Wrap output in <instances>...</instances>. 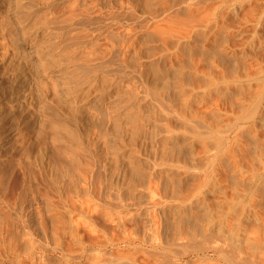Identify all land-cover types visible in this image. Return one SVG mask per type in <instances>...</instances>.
I'll return each instance as SVG.
<instances>
[{
	"label": "rangeland",
	"instance_id": "obj_1",
	"mask_svg": "<svg viewBox=\"0 0 264 264\" xmlns=\"http://www.w3.org/2000/svg\"><path fill=\"white\" fill-rule=\"evenodd\" d=\"M195 3L208 5L211 12L206 14L209 15H213L216 12L214 8L218 7L223 17L218 22L228 24V30L236 34L229 42H224L230 55L225 56L229 61L227 66H221L226 68L225 71L232 73L235 68V74L236 71H239L237 74H244L245 70L248 74H254L256 69L264 70V0H170V9L166 13H162L158 7L157 11L150 10L145 0H0V19H4L0 23V183L3 182L0 197L9 200L13 206L14 203L19 206L18 201L22 199L29 181L34 185L38 201L37 205L32 204L31 211L35 230L26 232L32 230L33 237L38 235L37 238L42 242L51 237V219H45L48 230L45 228L44 232L38 225L39 210L35 211L36 207H40L41 214L46 216L45 207L49 201L50 204L69 209L66 211L73 225L89 247L99 245V242L100 245L102 242L120 243L128 232L146 240V249L152 248L151 242L161 243L162 246L165 242H173L178 230L176 228H179L180 218L174 212L178 202L192 207L190 212L194 214L197 210L198 214L194 215L190 214L189 208L186 209L192 227L203 220L201 225L204 226L211 218L213 225L216 223L222 233L228 235L231 232L228 238L232 237L233 232L236 239L240 236L238 240L243 247L239 249L243 251L250 250L242 242L246 236L247 239L249 236L253 239L264 233V189L261 192V187H264L263 157H257V161L253 157L251 165L256 168L251 167V170L245 167L248 164L242 163L248 176L245 187L241 185L233 188L227 181L223 185L224 176H221V186L226 187L224 192L220 193L221 189H217L221 186L216 184L217 188H211L216 193L208 194L213 196H209L208 200L211 205L214 203L211 207L214 206L213 210L216 211L212 213L215 215L208 213L210 215L207 217V211L199 207L196 197L201 195L200 191H194L186 200L180 201L171 194L173 186L169 168L171 170L173 165L171 162L168 164L170 160L162 154L163 150L168 149L165 137L172 132L171 109L163 98L170 92L168 87L171 82L170 63L165 59L167 54L174 56L178 53L184 62V45L191 41L188 40L190 37H193L192 42L196 38L194 44L201 47L200 30L196 32L195 27L213 19H187L186 8ZM16 5L19 6L17 13L14 12ZM7 7L11 9L7 11ZM82 19H92V22ZM112 19H123L124 23L119 27ZM165 36L170 41L168 46L162 44ZM3 44L5 49L2 50ZM231 50L235 54L233 58ZM153 62L159 66V70L151 69ZM230 72L231 76L226 72L224 75L234 77ZM263 75L256 76L259 80L254 79L249 82L250 85L246 84L248 87L245 86L248 95L252 96L250 104L245 106V116L251 115L249 112H257L258 108L253 107L258 105V101L254 103L258 98H263L261 107L264 106ZM236 92L239 93V90L236 89ZM210 119L215 122L211 116ZM245 136L248 137L244 133ZM261 147L264 154L262 144ZM214 152L218 156L222 150ZM220 157H212L213 162L217 163L215 165H222V169L219 166L220 171L223 167L229 169V160ZM202 170L201 173L205 170L204 174H209L212 163H207ZM250 173H258L259 176L256 178L257 175L254 177ZM221 199L227 200L226 203L221 204ZM233 202H237L234 207ZM216 203L221 205L217 206ZM230 204H233L232 207ZM233 209L236 212L230 211ZM129 213L134 214L135 218ZM203 215L208 219L205 220ZM122 224L125 226L122 227ZM18 229L19 240L33 239L24 229ZM117 229L118 235L112 237ZM121 230L124 233H120ZM163 230L168 233L167 236L170 235L168 238ZM141 233H144L143 236ZM152 233L156 236H150ZM172 235L175 238L170 240ZM220 235L216 236L217 242L221 245L226 243L223 246L228 243L225 250L228 247H232L230 250H239L234 249L233 245L229 246L232 243L230 238ZM145 236L149 241L156 237L157 241L152 239L148 243ZM117 237L119 242H116ZM109 238H113L112 241ZM167 239L170 241L167 242ZM65 241H68V237ZM181 241L176 240L179 247L182 246ZM176 242L174 240L170 246L165 243V247L172 245L173 249ZM117 246H107L101 254L117 256L121 249L116 252ZM178 250L174 249L179 253ZM188 250H184L185 253ZM122 251H125L124 248ZM190 251L189 255L186 253L188 256L182 264L185 261L188 264H207L209 257V264H228L221 255H209L206 258L208 262H201L204 256L200 258ZM232 252L228 255L234 258ZM143 254L137 255L138 261L144 264L152 262ZM57 256L56 253H47L50 262L56 260ZM197 257L201 260L194 259ZM243 258L237 256L233 261L235 264H244L251 260L245 255ZM29 262V259L23 260V264ZM59 264L64 263L60 260ZM70 264H86V261L73 259Z\"/></svg>",
	"mask_w": 264,
	"mask_h": 264
},
{
	"label": "bare ground",
	"instance_id": "obj_2",
	"mask_svg": "<svg viewBox=\"0 0 264 264\" xmlns=\"http://www.w3.org/2000/svg\"><path fill=\"white\" fill-rule=\"evenodd\" d=\"M169 1L170 0H145V4L149 8H151L150 10L157 11V7H158L162 13H166L170 9ZM195 4L196 5H189V7L186 8L187 14H188L187 19H213V21L208 20L203 25L199 24L195 27L196 32L200 30V33L199 32L198 33L201 36L202 44H201V47L199 45L194 44L196 38L192 42L193 37H190L188 40H191V41H187V44L184 45L185 46L184 53L186 55V58H185L186 60L184 62H183L184 58H180L178 56V53L174 54V56L171 54L169 56H167L168 54L166 55L165 60L166 61L167 59L169 60L170 67H171V68L168 67L171 70V82H170L169 87L167 86L170 92L167 94L168 96L166 95V97L163 95V98H165L166 100L165 104L168 103V107H170L171 109V113H172V115H170L171 122L169 120L168 121L171 123L170 127L172 129V132H169L168 137L166 135L167 138L165 137L168 149L167 151L162 149L163 150L162 154L164 155V157H167L170 160L168 161L167 159L168 164L169 162H171V164L173 165L171 170L169 168L170 173L168 172L169 176L171 177L170 178L172 182L171 186H173L171 188L172 190L171 194L173 195V198L178 201H180V199L186 200V198L190 197L194 191H200L201 195L198 194L199 196L197 197L195 196L197 200H199L198 201V205L200 204L199 207L202 208L204 211H207V214L208 213L213 214L212 212L216 211V210H213L214 206L213 208L211 207L212 205H214V203H212L211 205V202L210 200H208L209 199L208 197L211 196L212 193L215 192V190L214 192H212L211 190V188L212 189H215V187L217 188L215 184L218 185L219 187L222 185L220 183L221 181L220 178H222L221 176H224L223 177L224 180L222 181V183L224 181H227V183L229 182V184H231L233 188H237L236 186H241V185L243 187L244 184L246 183L245 181L248 179L247 172L243 170L245 163L249 165V166L246 165L245 167H250V170H251V167H253V165H251L253 157L256 158V161H257V157L264 158V156H262L263 152L261 150L262 149L261 144L264 147V106L261 107V104H262L261 101L263 100V98L259 99L257 97L259 100L256 98L257 99L256 102L254 101V103H257L258 101V105H254V107L252 106L253 109H255V107L258 108L257 112H253V114L249 112V114L251 115H247V116L243 115V112L246 110L245 106L250 104V101H251L250 99L252 97V96L251 97L249 96L250 95L248 93L249 91H247V89L245 90V86L246 84L250 85L249 82H253L254 79H258L256 78V76L262 77L261 74H264V70L261 69L258 71L255 68L256 71L254 69L255 71L254 74H250V73L248 74L247 70H245L244 74L242 72H241L242 74L241 73L237 74L239 71H236L237 73L235 74L233 73L235 71V68H234V71L232 69L233 71L232 76L234 77L229 78L228 76H231L229 75L230 71L229 72L225 71L226 68L224 69L221 67V66L225 67V65L227 66V63H229V61L226 60L225 58V56L228 55L229 53L227 52L228 49L225 48L224 42L226 41L229 42L233 37L236 36V34L228 30L227 28L228 24L224 25V23L221 24V22L220 23L218 22V19L223 18L218 7L214 8L216 12L213 15L212 14L209 15V14H206V13L211 12L210 9L208 8V5H206L205 3H202V4L195 3ZM16 7L14 8L15 13L19 12L18 11L19 6L16 5ZM10 9H11L10 7H7L6 10L9 11ZM3 20H4L3 18L0 19V23ZM82 20H85L86 22H92V19H82ZM112 21H114V24L119 27L122 26V24L124 23L123 19H112ZM18 22L21 23V20L19 18H18ZM169 43L170 41L168 37L165 36L162 44H166L168 46ZM4 47L5 45L3 44L2 50L5 49ZM225 50L227 54L225 53ZM234 56H235L234 51H232L231 58H233ZM151 66H152L151 69L152 68L153 69L155 68L156 70L160 69L159 66H157L154 62L152 63ZM224 72H226L228 76L224 75L225 74ZM49 77L51 78V76ZM234 80L237 83L235 82L234 84L233 83ZM235 88L239 90V93L236 92ZM165 89L167 90L166 86H165ZM252 95H255V94H252ZM215 96H218V98H216ZM160 98L162 99V96ZM219 106H221L222 109H220ZM249 109H251V111L253 110L250 107ZM208 115L209 117L211 116V118H214L215 122H213L214 121L213 119H212L213 121L211 119L209 120ZM244 133L248 137L245 136L244 138ZM259 146L261 148H259ZM217 149L222 150L221 152L222 155L220 153V155L217 156V152H214ZM220 156H223V158H225L223 160H226V161L229 160L228 161L229 164L231 163L229 169H227L228 167L226 168L225 166L226 169H224L223 167V170L220 171L219 168L222 165L220 164L221 165V166L219 165L220 167L218 165H215L217 163L215 161H214L215 163L213 162L212 157L214 158V157H220ZM209 158H211L212 160ZM220 159L222 158L220 157ZM218 161H219V158H218ZM162 162H161L162 164H165L164 161ZM210 162L212 163V171H210L209 174L207 172L206 174H204L206 169L209 168L210 170V167H207L204 170V173H201L200 171L205 167V165H207V163H210ZM219 163L221 162L219 161ZM261 163L264 164L263 160ZM226 164L227 162H225V165ZM166 165H167V162H166ZM253 168H256V167H253ZM209 170L207 171L209 172ZM244 172H246L245 176H247V178L243 176ZM250 175H253L254 177L257 175L256 178H258L259 176L258 173L256 175L250 173ZM132 176L133 175H131V177ZM137 176L139 177V175ZM229 179L231 180L229 181ZM185 183H188V185L186 184L187 186H184ZM227 183L226 185L228 187ZM224 184L225 183H223V185ZM0 186L1 187L3 186L2 181L0 183ZM222 186L217 189V190L221 189L219 191L220 193H223L224 189H226V187L223 188ZM65 187L66 186H64V188ZM58 188L60 189V187H58L57 185V189ZM263 189L264 187L262 186L261 192ZM58 192L60 193V191ZM210 193L211 195H208ZM36 197H37V190L35 189L34 185L30 181H29V186L26 188L22 199H20L21 201L19 199H18L19 201L16 200V202L18 201L20 203V205L17 203L19 206H16V203H14L15 205L13 206L11 205L12 203H10L9 200L3 197H0V264H6V263L7 264H23L24 259H29L30 264H59L60 260L64 264H70V260H73V259H83L86 261V264H144L142 263L143 261L141 262L140 260L139 261L137 260V255L140 253L142 254L144 253L143 255L146 254L147 258L149 257L148 259L152 260V262L150 261L152 264H182L184 259L189 255L190 249H192L190 252L196 253L195 254L196 256L199 255V257L200 256L205 257V259H203L204 257H202V260L200 259L201 257L194 258L197 260H201V262H203L204 260L207 261L209 259V263H211L210 262L211 257L206 259L207 256L216 255L219 257L221 255V258H223L224 261H226L228 264H233L234 258L239 256V258L244 260L243 257L245 255V258H248L249 260L250 259L251 260L248 261L247 259L246 261L248 262L243 261L244 264H249V262H251V264H264V233H262L260 237H254L253 239H251L250 236H249V239H247L248 236H246L247 237V238L245 237L246 242H245V238L244 240L242 239L243 240L242 242L245 243L244 245L246 246L247 244L249 247L248 249L251 250V252H249L250 250L243 251L239 249L240 246L243 247L242 245H240L241 243H239L240 241L238 240L240 236L239 237L237 236V239H236L235 238L236 235H234L233 230H231L233 234H231L232 237H229V238H230V241L232 240L231 241L232 243L229 242L231 243L229 246L233 245V247H235L234 249H239V250L238 251L233 250V249L230 250L232 247L231 248L228 247L226 250L228 251L230 250V251L227 252L225 250V247L228 245V243L226 246H223L226 243H222V241L219 240L222 243L221 245L219 242H217L218 241L217 235L222 234L224 235V238H225V235L227 233L226 234L222 233L223 232L222 229L221 230L219 228L217 229L218 226L216 225V223L214 224L216 226H214L212 222L213 220L211 218H209L210 220L208 218H205L204 215H203L204 219L205 220L208 219L207 224L205 223L206 225L203 224L204 226H202L201 223L204 220L201 222L199 219V221L201 222L199 225H201L202 227H197L199 225L197 226L194 225V227H192L193 226L191 225L192 222L190 223L189 221L190 219L189 216L190 214L193 213L192 211L190 212V210H192V207L191 208L186 207V205L182 204L183 202H178L179 203L178 205L174 203L175 205H177L176 207H174V212L180 218V220H179V226H178L179 228H176L178 229L176 230L177 231L175 234L176 236L174 235L176 239H173V242L171 243H174V240L175 242L176 240L177 241L182 240L181 243L180 242L179 243L180 245L184 247L182 246L179 247L178 243L176 242L177 244L176 247L173 245L174 248L172 249L171 248L172 245L171 247H167L168 245L170 246L171 243L168 244L165 242L166 244H168L165 247L166 245L165 243H164V246H162L163 244L161 245V243L159 244V243L151 242V240L155 239L156 237H152V239L149 241L147 237L145 236L144 239H147L149 241L148 243L151 242L150 244L152 246L151 249L150 248L146 249L145 246H148L145 242L146 240L143 241L141 236L138 235V238H137V235L134 236L130 232L125 233V235L123 234L124 239H122L121 237L122 240L120 239L121 240L120 243H116V242H119V237H117L118 241L115 242L116 244H114V242H112L111 244L108 242L110 245L107 242H106L107 244L106 243L103 244V242L101 241L102 245H100V242H99V245L95 244L94 246L89 247L81 239L80 235L77 232L76 227L73 225L70 219L69 212L66 211L69 209L67 208L65 209L64 207H60L59 205H56V204H50L49 201H47L46 207H45V211L48 214V216L46 213H45L46 216L43 215V213L41 214L40 207L35 208V211H37V209L39 210L37 212V214L39 215V219H40L38 220L40 221L38 225L42 228L44 232H46V229H47L46 228L47 226L44 222L45 219L50 218L52 221L51 222L52 224L50 223V225L52 226H49V227H52L51 232L53 233L50 238L47 237V240L45 242H42L39 238H37L38 235H36V237H33L34 232L32 230L29 232H26V230H30V229L35 230V228L33 227L34 219L32 217L31 211L33 209L32 204L37 205L38 203ZM198 197H200V199H198ZM223 200L221 199V201ZM221 201L217 200V202H221ZM226 201L221 202V204L224 202L226 203ZM236 203L233 202V204H235V205L232 204L233 207L237 205ZM216 204L218 206L220 203H216ZM186 209L189 210L190 214H188L189 212H187ZM217 210L219 212V207ZM235 210H237V208ZM235 210L233 209L230 211L236 212ZM195 211L197 213V210ZM22 214H24V216H22ZM130 215H133V217L135 218L134 214H130ZM209 215L210 214H208L207 217ZM110 216L112 215L110 214ZM127 216L129 215L127 214ZM133 217H132V220L134 219ZM240 220H243V219L241 218ZM236 223L239 224L238 222ZM196 224H197V221H196ZM124 226L122 224V227ZM18 227H21L22 229H24V232L28 233V235L31 236L33 239L32 240H26V239L19 240L20 230L18 229ZM167 228L170 230L169 226ZM234 228H231V229H234ZM239 228H236V229H239ZM134 229L135 228H133V230ZM118 230L119 229L116 230V234L114 233L112 235L111 233L113 232L110 233L112 237H114V235H118L117 234ZM174 230L172 232H174ZM145 231L146 230H144L143 232ZM155 231H157V228L156 230L154 229V233L156 234ZM163 231L164 233H166L165 235L166 237L168 233L165 232V230ZM119 232L124 233L122 232V230ZM228 233L229 234L226 235L227 238L231 232L229 231ZM137 234H140V233H137ZM146 234H147V231H146ZM235 234H237V232ZM151 235L153 236L154 234L152 233L150 234V236ZM108 236L111 237L110 235ZM150 236L148 238H151ZM168 236L166 238H168ZM66 237H68L67 242L65 241ZM175 237H173L172 235L171 239L170 238L169 239L172 240V238H175ZM112 239L110 240L112 241ZM214 239H216V241ZM154 241L156 242L157 240L155 239ZM163 241H166V239ZM169 241L167 239V242ZM114 245H118L117 246L118 249H116V252L117 250H119V248L121 249L124 248L125 251L124 252L122 251L123 252L122 253L120 252L121 251L120 249L118 252V254L119 253L120 254L114 257H110L112 255L109 256L108 253H105L106 255L108 254V256H106L105 254H101V251L104 250L105 247L114 246ZM179 248H181L182 250H180ZM174 249L175 250L179 249L178 250L179 253L177 251L175 252ZM186 249L187 250L189 249L187 251L188 253L186 252L188 255L184 251ZM225 251L227 252V254ZM231 251L233 252L236 251L234 253L232 252L233 255H235L234 258L228 255V253H230ZM48 252L56 253L58 255L57 256L58 258L50 262L47 258ZM241 255H243V257ZM191 261L193 262L194 260H191ZM206 261L204 262L206 263ZM150 262L148 263L150 264ZM184 263L188 264L189 262L185 261Z\"/></svg>",
	"mask_w": 264,
	"mask_h": 264
}]
</instances>
